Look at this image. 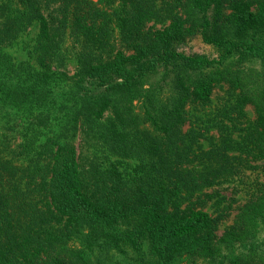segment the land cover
<instances>
[{
  "label": "trees",
  "instance_id": "obj_1",
  "mask_svg": "<svg viewBox=\"0 0 264 264\" xmlns=\"http://www.w3.org/2000/svg\"><path fill=\"white\" fill-rule=\"evenodd\" d=\"M260 173L264 0H0V264H264Z\"/></svg>",
  "mask_w": 264,
  "mask_h": 264
},
{
  "label": "rangeland",
  "instance_id": "obj_2",
  "mask_svg": "<svg viewBox=\"0 0 264 264\" xmlns=\"http://www.w3.org/2000/svg\"><path fill=\"white\" fill-rule=\"evenodd\" d=\"M33 36V35H32ZM68 44L71 43V40H68L67 41ZM196 48L200 49V50H203V51H207V53H211V51L209 49H207L206 47H204L203 45L201 46V44L197 45ZM10 51L18 56V57H23V51L19 48V46H12L10 47ZM68 68L73 71V68L75 66V62H74V59L71 58L69 61H68ZM230 93L228 91V88L227 86H224V87H220V85L216 86L214 89H213V94H212V103L207 106L208 109H211V108H217L220 106V103L221 101H223L224 99H227L229 97ZM246 111L248 112V115H249V118H253L254 117V113H253V108L248 105L246 107ZM211 131L214 133L218 132L215 128H212ZM77 142L76 143H80L79 139L76 140ZM205 143H208L207 141H205ZM259 171H247L248 174H250L252 178H255L257 177V173ZM258 178L259 179H264V173H260L258 175ZM235 184L234 181H230V183H225L223 184L226 188H223L222 189V193L227 195V196H232L234 193L235 195L237 196L236 198L239 200V201H244V199L247 197V188L248 186H245L246 188H242L243 187V184L242 185H239L238 187V191L237 192H234L233 191V187L232 185ZM221 186V185H220ZM220 188V187H219ZM235 190V189H234ZM236 191V190H235ZM237 210H233L232 211V214H230V216H228L227 218H225L221 224V227L219 229V233L223 231V229L225 228L226 225L230 224L233 220V215L235 214Z\"/></svg>",
  "mask_w": 264,
  "mask_h": 264
}]
</instances>
